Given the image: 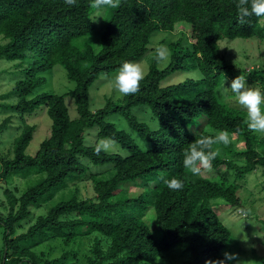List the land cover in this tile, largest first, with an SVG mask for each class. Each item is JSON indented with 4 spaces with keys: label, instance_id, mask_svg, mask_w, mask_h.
<instances>
[{
    "label": "trees",
    "instance_id": "1",
    "mask_svg": "<svg viewBox=\"0 0 264 264\" xmlns=\"http://www.w3.org/2000/svg\"><path fill=\"white\" fill-rule=\"evenodd\" d=\"M235 2L122 0L118 9L103 13L104 29L96 52L82 39L97 25L89 19L93 14L89 0H77L72 7L64 0H0L4 40L0 58L29 62L24 78L5 94H16L20 100L6 105L8 115L0 122V133L13 114L20 116L21 126L12 156L0 158V182L31 173L41 176L21 194L17 187L3 190L0 264H161L154 260L177 246L188 253L186 264L223 259L232 235L211 201L220 198L237 206L241 200L237 191L245 175L260 167L264 176V137L247 130L242 109L225 97L224 101L218 98L224 80L230 84L235 75L245 76L248 85L264 91V65L245 69L226 62L220 50L219 40L264 39V20L253 16L239 24ZM179 21L190 26L186 49L179 40L172 42L169 63L159 68L154 59L136 94L109 97L103 107L90 110L89 88L98 75L118 70L125 61H140L152 33L171 30ZM55 64L74 82L61 94L41 91L43 73ZM185 71L193 75L166 83L173 73ZM66 96L73 98L74 118L68 113ZM40 106L51 120L50 131L30 155L26 149L36 128L24 115ZM112 115L126 122L128 132L108 119ZM95 126L98 130L89 144L84 133ZM221 131L229 134L230 142L215 146L220 155L211 169L231 170L232 178L191 176L183 167L184 149L201 135ZM100 138L118 144L126 153L97 155L94 148ZM90 163L107 167L92 171ZM172 177L183 181L182 190L172 191L163 184L162 178ZM73 180L89 181L94 196L83 198L77 188L68 189ZM124 184L142 190L129 197ZM66 188L68 192L63 191ZM56 193H60L58 199ZM40 207L43 212H36ZM146 211L161 232L159 239L146 222ZM24 224L26 230L17 233ZM82 236L89 240L83 252L79 248ZM54 241L61 253L50 257ZM43 244H48V250L35 249Z\"/></svg>",
    "mask_w": 264,
    "mask_h": 264
},
{
    "label": "rangeland",
    "instance_id": "2",
    "mask_svg": "<svg viewBox=\"0 0 264 264\" xmlns=\"http://www.w3.org/2000/svg\"><path fill=\"white\" fill-rule=\"evenodd\" d=\"M107 12V11H105ZM92 15V14H91ZM96 29L94 32L86 34L82 39L88 40L93 46L94 50L97 52L100 49L99 36L104 29V21L98 18ZM190 26L182 21L176 22L175 26L171 30H158L152 33L149 43L147 45V52L142 57L138 63L141 64L144 72L148 70L152 61L154 60L155 49L161 45L165 46L167 52L169 53V58L161 63H156L157 67L163 68L169 63L170 60V44L176 40L180 41V47L186 49L190 44L188 40V32ZM4 43V40L0 36V44ZM220 50L223 52V56L228 63L234 65H242L246 68H252L254 65L262 64L264 65V39L260 40L257 37H251L248 39L237 37L231 41L219 40ZM29 65L27 59H15L7 60L5 58H0V122L8 114L5 113L6 105L14 104L20 100L16 94H8L15 83L24 78V69ZM118 70L111 72H103L98 75L89 88V108L94 111L98 108L104 106L107 98L116 99L119 96L113 88L111 83V77ZM239 73V72H238ZM45 77V82L41 87V91L53 92L56 94L64 93L70 88L74 87V82L69 80L66 76L65 70L59 64H55L54 67L43 73ZM192 72H175L169 78H167L166 83H176L183 81ZM237 77V75H235ZM254 86V84L251 83ZM225 86H230L228 81ZM225 96H218L221 101H224ZM65 103L68 108V113L71 118L76 117V109L73 98L70 96L65 97ZM231 104L236 105L234 102ZM110 121L115 123L116 127L123 129L128 132V127L126 122L118 115H112L108 117ZM24 120L35 125V131L33 138L31 139L29 145L27 146L26 152L33 155L40 142L49 134L51 120L46 113L44 106L36 108L32 113L25 114ZM21 119L18 114H13L11 122L5 130L0 133V158L1 157H11L12 147L14 138L20 133ZM98 128L92 127L85 131V142H94V134H96ZM135 141L141 146L146 145L140 138L133 133ZM234 137V136H233ZM235 138V137H234ZM108 140L112 144L110 151L119 152L125 154L126 151L123 150L118 144L110 141L106 138H100L98 140ZM239 148H242V143L238 142ZM146 148V146L144 147ZM1 164V163H0ZM90 170L92 171H103L107 166L93 165L90 163ZM227 175L230 179L233 176L231 170L224 171H212L204 170L202 175L212 179L219 178L221 175ZM40 174L31 173L26 177L14 176L11 179L0 182V213L5 211L2 205L4 201L3 190L5 187H17V193L21 194L22 191L29 185L33 184L40 178ZM125 188L128 190L129 197L137 196L142 188L139 186H131V184H124ZM69 188H77L78 193L83 198H90L94 196L91 184L87 180H73L68 184ZM64 189V192H68V189ZM240 196V203L237 206H231L220 198L213 199L211 201L213 209L219 216V219L230 229L232 238L227 244L225 250L229 252L238 253L240 258L244 260V264H260L261 257H264V238L259 236H264V176L262 175V170L260 167L247 173L241 184V188L237 191ZM60 193H56L55 199L59 198ZM49 204V203H48ZM48 204H44L42 207H47ZM36 208V212H43V208ZM148 212V211H146ZM146 222L152 230L154 236L159 239L161 237V232L156 227L153 216L149 212L145 215ZM27 225L24 224L17 228V233H21L26 230ZM248 237V241L244 242L242 239ZM88 238L82 236L80 239V250L83 252L88 247ZM54 249L50 252V257L58 256L61 253V248L58 245V241L52 242ZM3 248V227L0 224V249ZM68 249V247H64ZM36 250H48V244H43L35 248ZM188 259V253H186L182 247L177 246L172 251H166L159 255L158 259L154 260V263L161 264H186Z\"/></svg>",
    "mask_w": 264,
    "mask_h": 264
},
{
    "label": "clouds",
    "instance_id": "3",
    "mask_svg": "<svg viewBox=\"0 0 264 264\" xmlns=\"http://www.w3.org/2000/svg\"><path fill=\"white\" fill-rule=\"evenodd\" d=\"M69 7L76 6L77 0H64ZM122 0H89V8L93 14L89 17L91 22H99L98 18H103V13L108 9H118ZM236 17L239 24L248 22L249 17H257L264 20V0H236ZM169 58V53L165 46L161 45L155 49L154 59L159 64ZM145 78V72L138 62L125 61L118 71L111 77L113 90L119 96L136 94L140 90V82ZM202 78V77H201ZM220 92L225 96L227 102H234L245 113L244 123L248 131L260 137H264V91L259 87L250 86L246 83V78L239 75L232 79L230 86H225V80ZM230 137L227 132H219L213 135H201L195 138L184 149L183 167L191 176H198L204 170H210L212 162L220 155L219 144L227 145ZM112 144L108 140L99 141L94 148L97 155L101 151H110ZM163 184L169 190L179 191L184 187L182 180L172 177L162 178ZM264 238V236H259ZM248 241V237L242 239ZM223 259L206 260L205 264H244L238 253L223 252Z\"/></svg>",
    "mask_w": 264,
    "mask_h": 264
}]
</instances>
